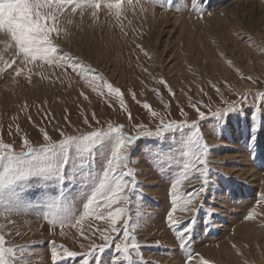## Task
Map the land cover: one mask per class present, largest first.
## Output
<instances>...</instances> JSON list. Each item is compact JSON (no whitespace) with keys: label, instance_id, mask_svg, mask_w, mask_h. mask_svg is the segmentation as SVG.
I'll use <instances>...</instances> for the list:
<instances>
[{"label":"snow or ice","instance_id":"6c2138e0","mask_svg":"<svg viewBox=\"0 0 264 264\" xmlns=\"http://www.w3.org/2000/svg\"><path fill=\"white\" fill-rule=\"evenodd\" d=\"M148 4L152 5L153 18L157 6L176 11L190 7L197 19H203L205 14L211 15L206 11L204 0H185L183 5L178 0H143V3L141 0H135V3L133 0H0V36L4 37L0 44L12 53L7 59L0 55V78L7 74L14 83L18 84L23 79L26 85L33 88L37 87V81L46 82L49 87L87 86L105 98L109 106L118 100L128 123H132L134 117L121 88L109 82L99 69L62 47L61 42L71 43L72 30H83L86 16L88 27L103 29L105 23H111L126 38L128 30L124 21L129 8L136 15V6L139 5V12L143 14L141 20L146 22L149 8L145 5ZM101 13L105 16L104 21H101ZM132 32L135 37L133 43L136 39H143V24L139 29L133 27ZM236 34L244 35L240 31ZM247 39L252 47L264 54V48L253 43L251 36ZM135 47L149 59L152 58L142 44L136 43ZM136 59L139 61L138 56ZM44 69L50 71L45 72ZM141 71L152 75L142 66ZM236 71L242 80L257 82L256 77L245 75L238 68ZM99 81L103 83L98 84ZM158 82L170 96L175 97L174 90L163 77ZM209 85L219 94L222 106L213 109L210 105H203L202 110L189 97V106L196 113V119L191 121L183 107H180L183 119H172L170 103H163V111H158L147 101L138 100L135 91L128 90L132 99L141 104L154 121L152 126L143 122L132 124L134 134L125 132L124 123L110 119L102 121L95 111L88 114L84 109L80 113L84 128L74 125L68 115L64 116L67 126L73 129L68 132L59 121L54 122L50 112L44 110V101L37 105V111L47 123L54 122V128L59 133L58 139L41 127L42 142L33 143L25 133L20 137L17 149L15 143L6 142L0 136V218L5 221L0 224V264H29L32 244L36 242L14 244L6 237L22 235L18 229L12 230L16 225L12 216L33 213L50 225L53 236L57 228L61 237H66V227L77 228L81 240L87 242L79 243L80 249L87 248V251H75L65 244H57L55 240L48 241L52 264H69L73 259L78 260L79 264H105L103 255L94 253L102 254L106 249H114L107 264H156L155 261L143 259V245L133 234L142 227L139 222L141 215L137 213L138 220L132 222L131 213L125 207L131 205L132 195L139 183L136 179L137 170L131 165L139 163L133 160V151L141 137L157 141L147 147L144 153L156 166L161 162L178 166L170 182L171 208L166 221L167 227L174 231L185 264H196L197 260L199 264H213L194 251L193 230L197 214L204 210V230L211 231V218L217 212L214 206L209 205L205 209V205L208 204L209 196L216 199L214 192L223 193L229 181L225 179L227 174L211 167V154L220 145L207 141L201 124L206 125L209 117L216 128L227 129L233 119L242 123L254 155L257 134L264 131V91L239 90L229 86V90L237 97L229 101L224 99V93L217 83L209 81ZM150 91L160 94L158 88ZM200 91L203 92V88ZM80 95L88 99L83 91ZM21 111H30L27 101L21 105ZM27 119L31 121V115ZM15 131L20 133L19 125ZM9 135H12L11 125ZM215 138L220 139V136ZM165 140L177 143L178 148L165 149ZM193 180L199 181V184L181 191L185 184H191ZM74 187L76 198L72 199L68 193ZM259 200L264 201V193ZM78 205H82V208ZM178 211L186 215L178 216L175 214ZM86 217L103 220L106 226L97 227L90 235L86 234L78 227ZM245 218L254 219V213L250 211ZM6 227L9 230L4 232ZM97 234L102 241L100 244L94 242Z\"/></svg>","mask_w":264,"mask_h":264},{"label":"rangeland","instance_id":"374dc122","mask_svg":"<svg viewBox=\"0 0 264 264\" xmlns=\"http://www.w3.org/2000/svg\"><path fill=\"white\" fill-rule=\"evenodd\" d=\"M178 2L183 5L185 0ZM145 6L149 8L146 22L141 20L143 14L139 12V5L136 6V15L129 8L124 21L128 30L126 38L111 23H105L103 29L88 27L86 16L83 30H72L71 43L61 42L62 47L99 69L109 82L121 88L134 117L132 123H128L126 113L119 108L118 100L109 106L105 98L98 96L87 86L76 84L72 88L59 85L49 87L46 82L37 81V87L33 88L26 85L23 79L18 84L14 83L12 77L5 74L0 78V136L6 142L15 143L17 149L20 137L25 133L33 143L42 142L41 127L54 139H58L59 133L54 128L55 121H59L66 131H73L64 121L65 115L69 116L74 125L84 128L81 123V109L88 114L95 111L102 121L110 119L124 123L125 132L134 134L132 124L143 122L152 126L154 121L147 110L132 99L128 90L135 91L138 100L147 101L158 111H163V103H170L172 119H183L180 114V107H183L190 121L196 119V113L189 106V97L202 110L203 105H210L213 109L222 106L219 94L210 87L209 81L217 83L224 93V99L229 101L237 99L229 86L239 90L264 91V54L252 47L247 39L251 36L253 43L264 48V0H204L206 11L211 15L205 14L203 19H197L190 7L176 11L158 6L153 18L152 5ZM100 18L101 21L105 20L103 13ZM142 24L145 33L143 39H136L133 43L135 37L132 29H139ZM237 31L244 35H237ZM3 39L0 36V40ZM136 43L142 44L152 58L149 59L136 49ZM0 55L7 59L12 53L0 44ZM228 61L232 63L229 64ZM141 66L152 75L142 72ZM237 68L245 75L256 77L257 82L242 80ZM161 77L174 90L175 97L170 96L167 89L158 82ZM152 88H158L160 94L150 91ZM201 88L203 92L200 91ZM81 91L88 99L80 95ZM25 101L30 107L28 112L21 111V105ZM44 101V110L52 114L53 123H47L37 111V105ZM28 115H31V121L27 119ZM14 116L17 119L14 120ZM9 125L12 126V135H9ZM17 125L20 133L15 131ZM201 128L210 144L220 145L211 154V167L227 174L225 179L229 182L223 193H213L215 200L212 196L208 197L205 209L211 205L217 212L211 218L210 232L204 230V210L197 214L196 227L193 230V249L213 264H264V201L259 200L264 193V131L257 134L253 155L243 124L235 119L227 129H222L216 128L209 117V122L206 125L202 123ZM217 135L220 139L215 138ZM155 143L157 141L154 139L145 137L137 141L133 160H138L139 163L131 166L137 170L136 179L139 183L137 191L132 195L131 205L125 207L131 213L132 222L138 220L137 213L142 217L139 221L142 227L133 234L143 245L141 252L145 261H155L156 264H185L174 231L167 227L166 221L171 208L170 182L178 166L166 162L156 166L153 160L146 157V148ZM163 147L175 150L178 145L165 140ZM193 184H199V181L193 180L191 184H185L181 191L190 189ZM75 193L74 187L68 195L75 199ZM78 207L82 208V205ZM250 211L254 213V219L251 220L245 218ZM175 214L186 215L180 211ZM11 219L16 221L12 230L18 229L22 235L9 236L6 239L14 244L36 242L32 244L29 264H52L47 243L51 240H55L57 244H65L75 251H87V248L79 247V243L87 242L81 240L77 228L66 227V237H61L57 228L56 235L53 236L50 225L34 213L12 216ZM2 223L5 221L0 218V224ZM105 226L103 220L86 217L78 227L90 235L95 228ZM8 230L7 227L3 229L4 232ZM156 241L160 243L157 244ZM94 242L102 243L98 234ZM111 252L114 249H106L104 253L94 255H103L107 264L111 259ZM69 264H79V261L73 259ZM196 264H199L198 260Z\"/></svg>","mask_w":264,"mask_h":264}]
</instances>
